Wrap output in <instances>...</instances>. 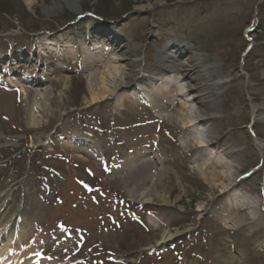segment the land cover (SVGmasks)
<instances>
[{
    "label": "rangeland",
    "instance_id": "374dc122",
    "mask_svg": "<svg viewBox=\"0 0 264 264\" xmlns=\"http://www.w3.org/2000/svg\"><path fill=\"white\" fill-rule=\"evenodd\" d=\"M5 1L8 11L0 14V132L6 137L0 145V229L19 216L22 233L16 238L10 232L2 243L10 237L11 248L28 251L27 258L33 254L37 264H264V203L255 212L257 223L246 225L234 214L229 224H221L222 200L188 164L176 114L144 100L120 111L90 106L89 80L102 70H80L73 44L60 40L92 28V36L104 40L91 47L96 54L108 49L119 70H134L141 62L142 72L154 70L157 77V52L167 36L187 45L190 59L215 64L213 74L226 82L216 112L225 116L226 133L239 150L248 148L237 175H244L247 189L260 190L257 177L264 180V167L248 175L264 161L255 156L262 141L252 128V93L264 99V0ZM43 35L51 36L54 52H41L38 36ZM113 47L123 53L112 52ZM10 63L19 64L18 72L7 73ZM28 72L41 85L46 103L59 108L57 116L34 127L27 123L31 97L22 87L29 86L23 76ZM141 83L130 82L127 91ZM111 128L121 137L115 151L106 139ZM70 137L90 140L98 157L90 152L79 158L64 144ZM135 150L157 162L161 188L155 192L161 198L135 200L118 181L106 183L115 171L104 163L117 154L122 163ZM167 234L174 235L161 245Z\"/></svg>",
    "mask_w": 264,
    "mask_h": 264
},
{
    "label": "bare ground",
    "instance_id": "6f19581e",
    "mask_svg": "<svg viewBox=\"0 0 264 264\" xmlns=\"http://www.w3.org/2000/svg\"><path fill=\"white\" fill-rule=\"evenodd\" d=\"M64 1L71 4V0ZM61 5L64 6L63 2H61ZM91 33L92 28H86L65 38V40L60 39L64 44L67 42L73 44L75 50L73 55L79 61L80 70L82 69L90 74L92 69L102 70L91 74L88 104L90 106H102L107 111H113V109L120 111V108L127 103L134 104L136 101L144 100L150 102L152 106L169 108L170 112L176 114L181 129L180 134L185 138L180 145V149L188 157V164L197 169L195 171L203 180L206 189L211 194L218 193V198L220 197L219 199L222 200L217 215L220 223L229 224L234 214L242 215L241 222L247 223L246 225H250L252 222L257 223L260 216L255 212H259L264 203L261 194V192L264 193V180L259 177V172L264 167V161H261L258 169L249 176L251 178L253 175L259 174L257 180L260 181L261 189L259 190L255 186L252 189H247L244 181L241 180V176L237 174L243 169L240 164L241 155L243 153L247 155L248 148L246 147L245 152L239 150L238 144L232 141L226 133V127L229 124L226 122L225 116L220 117L219 113L216 112L221 106L219 99L224 96V92H220V90L226 85V82H218L213 74L216 68L215 64L210 65L208 60L203 57L190 59V48L187 45H181L180 40H174L167 36L166 44L157 52V60L161 61L159 67L161 73L159 77L161 78L156 76L154 70L146 69L142 72L141 62L133 64L134 70L129 68L119 70L115 66L116 61L107 52L108 49L100 50L99 54H96L95 48H91L93 44H104L102 38L93 37ZM50 37L38 36V38H41L39 44L42 47V53H44L43 51L48 53L55 51L49 47L48 40H52ZM53 38L58 37L53 35ZM98 48L103 49L102 46H98ZM111 51L118 54L123 53L117 50V47H113ZM18 65V63H15V65L10 63V69L7 73L18 72L20 67ZM29 74L30 72L23 75L28 80L29 86L22 84V87H26L24 90L27 99H29V96L31 97L26 110L28 127H34L42 125L44 119H52L57 116L59 108L54 105L50 107L52 102L46 103L47 96L41 93V85L35 84L37 83L36 80L30 79ZM132 75H134V78L131 80ZM196 75L200 87L196 86L194 78ZM169 78H173V80ZM138 79L142 83L139 86L134 85L131 92L127 91L130 82L133 85ZM181 81L184 85L181 84ZM135 91L137 94H134ZM257 95L256 92L252 93V97L256 101L253 107L252 128H256V133H254L262 142L259 144L260 150L255 152V156L260 160H264V99L259 101ZM187 97H191L190 102L186 100ZM193 103L195 105H190ZM221 114L223 115V113ZM116 132L115 128L107 131L106 139L109 148L111 146L114 149L113 146H117L119 143L121 137L114 135ZM232 134L231 132L230 135ZM5 140L6 137L0 132V145L5 144ZM66 143L71 147L70 150L79 153V158L87 156L90 152L94 156L98 155L95 151L96 146L88 139L70 137L66 138L64 144ZM145 156V152L135 150L131 158L122 163L117 161L119 154L115 158L106 161L103 165L104 168L115 171L114 178H108L106 183L112 184L114 180L118 181L122 187L127 189L125 193L128 198L135 200L146 201L161 198L163 194L158 195L155 192V189L160 190L161 188V183L155 173L157 162L145 158ZM98 164H100V160H97ZM143 170H145L144 174ZM21 229V224L17 227L15 222H9L5 225L4 230H0V239L6 236L5 233L9 234L10 232L15 234L16 238H19L22 233ZM176 233H179V231ZM173 235H165L161 245L167 243ZM9 238H7L8 244H4L2 241L0 243V253H3L0 255V259L4 256L7 257L0 264L10 262L28 264L29 260H32L33 263L31 264L38 263L32 257L33 254L27 258L28 251L17 254L13 250L9 251L8 247L12 244L11 238Z\"/></svg>",
    "mask_w": 264,
    "mask_h": 264
},
{
    "label": "trees",
    "instance_id": "16d2710c",
    "mask_svg": "<svg viewBox=\"0 0 264 264\" xmlns=\"http://www.w3.org/2000/svg\"><path fill=\"white\" fill-rule=\"evenodd\" d=\"M166 1H169V0H166ZM7 3H8L7 1L2 0V2H1V7L2 8H0V14H3L4 15L8 11L7 9H5ZM125 9H129V7L128 8H125Z\"/></svg>",
    "mask_w": 264,
    "mask_h": 264
}]
</instances>
